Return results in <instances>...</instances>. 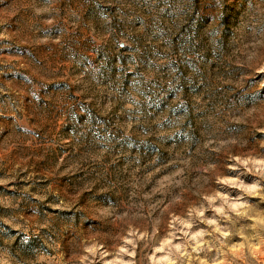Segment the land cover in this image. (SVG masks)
Returning <instances> with one entry per match:
<instances>
[{
  "label": "rangeland",
  "instance_id": "1",
  "mask_svg": "<svg viewBox=\"0 0 264 264\" xmlns=\"http://www.w3.org/2000/svg\"><path fill=\"white\" fill-rule=\"evenodd\" d=\"M0 264H264V0H0Z\"/></svg>",
  "mask_w": 264,
  "mask_h": 264
}]
</instances>
